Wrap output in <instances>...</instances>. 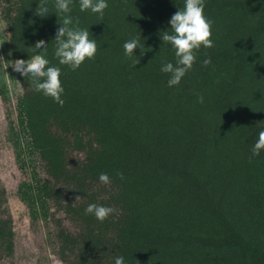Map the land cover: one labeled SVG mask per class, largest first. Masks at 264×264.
Returning <instances> with one entry per match:
<instances>
[{
	"label": "trees",
	"instance_id": "obj_1",
	"mask_svg": "<svg viewBox=\"0 0 264 264\" xmlns=\"http://www.w3.org/2000/svg\"><path fill=\"white\" fill-rule=\"evenodd\" d=\"M39 2L0 0V19L21 89L20 131L43 171L18 192L32 216L49 203L66 214L67 229L56 220L49 233L61 263L115 264L123 256L124 264H264V150L252 156L264 131V0H204L214 47L201 46L172 87L160 69L176 57L161 37L173 34L169 21L184 0H106L102 19L80 11L79 0L68 14L47 0L49 14L40 17ZM64 15L97 44L75 71L54 56ZM132 39L145 49L133 50L135 65L123 48ZM37 40L47 45L34 52ZM45 52L61 69L63 107L11 67ZM90 203L117 211L100 222L85 214ZM13 254L0 178V261Z\"/></svg>",
	"mask_w": 264,
	"mask_h": 264
},
{
	"label": "clouds",
	"instance_id": "obj_2",
	"mask_svg": "<svg viewBox=\"0 0 264 264\" xmlns=\"http://www.w3.org/2000/svg\"><path fill=\"white\" fill-rule=\"evenodd\" d=\"M72 0H55V8L58 12L68 14L71 12L70 4ZM204 0H184L183 9H178L170 18L169 24L173 34L164 32L161 37L164 43H170L176 57L175 66L173 63H164L160 69L161 72L170 74L167 81L169 87L176 86L180 83L185 74L190 71L197 59V51L203 46L204 48L214 47L211 39V22L204 16ZM80 11L91 10L98 13L103 18L104 9L108 7L106 0H79ZM49 14L47 0H40L36 15L45 17ZM62 27L56 31V47L54 51L55 58L60 65H67L75 71L86 59H93L97 51L95 40L89 39L88 29H80L73 26V18L70 15H64ZM75 24H79L77 18ZM4 41H0L3 44ZM47 43L43 40H37L32 46L33 51L45 49ZM140 47L142 56L145 52L144 47L140 46L138 39H132L123 45L125 56L133 59V65L139 63V57L133 55V50ZM45 53L34 54L28 59H16L12 61L11 67L21 76H30L33 90L42 92L44 96L51 97L61 107L64 100L61 98L64 89L61 85V69L57 66H49L50 62ZM0 60H3L0 57ZM211 63L210 59H205L203 65ZM8 65L5 66V68ZM198 102L203 103L204 97L198 96ZM264 150V131L259 132L258 140L252 148V156L259 155ZM123 179V174H117ZM102 184L108 185L111 180L107 173H100L98 177ZM77 196L75 199H79ZM117 210L112 207L90 203L85 208V214H92L95 218L103 222ZM115 264H124V257L115 258Z\"/></svg>",
	"mask_w": 264,
	"mask_h": 264
},
{
	"label": "rangeland",
	"instance_id": "obj_3",
	"mask_svg": "<svg viewBox=\"0 0 264 264\" xmlns=\"http://www.w3.org/2000/svg\"><path fill=\"white\" fill-rule=\"evenodd\" d=\"M6 24L0 19V41H4L0 44V57L3 58L0 60V178L7 190L13 219L14 254L10 259L1 260L0 264H62L49 233L56 220L67 229L66 214L49 203L47 214L37 204L32 216L18 192L21 182L33 183L36 180L34 174L37 173V178L42 177L43 171L37 159L33 161L26 136L20 131L16 99L21 89L9 70Z\"/></svg>",
	"mask_w": 264,
	"mask_h": 264
}]
</instances>
